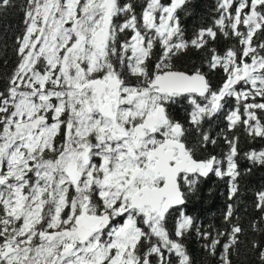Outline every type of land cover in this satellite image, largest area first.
Instances as JSON below:
<instances>
[{
	"label": "snow or ice",
	"instance_id": "snow-or-ice-1",
	"mask_svg": "<svg viewBox=\"0 0 264 264\" xmlns=\"http://www.w3.org/2000/svg\"><path fill=\"white\" fill-rule=\"evenodd\" d=\"M188 4L0 0V15L23 12L0 86V264H193V228L231 264L244 232L233 205L213 231L185 209L210 174L237 196L238 127L264 141V0H216L213 26L186 39ZM218 32L236 45L218 51ZM192 49L202 65L177 69ZM204 65L222 71L218 87ZM218 120L223 158L207 147ZM244 155L264 166V151ZM255 206L264 215V191ZM252 246L264 264V242Z\"/></svg>",
	"mask_w": 264,
	"mask_h": 264
},
{
	"label": "trees",
	"instance_id": "trees-1",
	"mask_svg": "<svg viewBox=\"0 0 264 264\" xmlns=\"http://www.w3.org/2000/svg\"><path fill=\"white\" fill-rule=\"evenodd\" d=\"M17 4L23 0H16ZM137 6V12L141 10L143 0H131ZM167 3L168 0H162ZM216 0H189L188 8L190 14L180 13L181 25L185 30V38L191 37L194 32L202 27L213 26L217 16L215 12ZM23 12L16 9L7 14L0 15V86L3 85V78L10 74L11 69L15 66L16 56L14 53V40L23 30ZM209 43L218 51L223 52L227 48L235 46L234 37H225L218 32L215 41ZM204 56L197 50H190L187 54L181 55L175 61V67L179 70L190 69L193 66H201ZM203 70L207 73V78L213 88L218 87L221 83L223 73L217 74L210 72L206 65ZM181 106V107H180ZM179 107L174 108V115L182 120V114L185 111L183 102ZM228 108L234 107V101H229ZM225 120H218L211 125H205V128L211 131L214 138L217 139L216 145L209 144V151L218 158H223L227 151V145L223 140L221 129L226 125ZM239 136L240 156L237 160L240 176L238 180V194L232 200L228 199L229 184L227 178L221 179L214 175L202 179L199 185L198 194L189 198L186 205V212L193 217L197 225H203L208 231L221 229L224 225V213L227 205L231 203L234 207L235 222L238 223L244 232L240 236V242L235 251H232L229 259L231 264H260L258 250L254 249L252 242L257 244L264 242V215L256 208V193L264 191V166L253 164L244 155L245 152L264 151V141L259 138L252 140L247 136L242 128L236 130ZM196 140V134H193ZM231 135V133H228ZM259 224V229L252 227L253 223ZM206 242L198 237L196 229L183 238V244L189 252L193 264H220V252L222 247L218 246L217 254L210 255L204 248ZM223 243V241H222Z\"/></svg>",
	"mask_w": 264,
	"mask_h": 264
},
{
	"label": "flooded vegetation",
	"instance_id": "flooded-vegetation-1",
	"mask_svg": "<svg viewBox=\"0 0 264 264\" xmlns=\"http://www.w3.org/2000/svg\"><path fill=\"white\" fill-rule=\"evenodd\" d=\"M181 103H182V102H181ZM181 103H178V104H176V105L173 106V108H172L173 114L176 112V111H174V108L176 109V107H179V106L181 105ZM183 104L185 105L184 107H185V109H186L187 105H186L185 103H183ZM180 107H181V106H180ZM180 107H179V108H180ZM183 111H185V110H183ZM185 114H186L185 112H184V114H182V120L184 119ZM193 136H194V135H192L191 139H192V141H195V140L193 139ZM210 175H213V174H210ZM214 176H215V175H214ZM218 178H219V177H218ZM202 179H205V178H202ZM169 227H171V224L169 225Z\"/></svg>",
	"mask_w": 264,
	"mask_h": 264
}]
</instances>
